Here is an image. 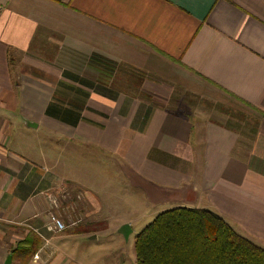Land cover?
Here are the masks:
<instances>
[{
  "label": "crops",
  "instance_id": "crops-1",
  "mask_svg": "<svg viewBox=\"0 0 264 264\" xmlns=\"http://www.w3.org/2000/svg\"><path fill=\"white\" fill-rule=\"evenodd\" d=\"M115 177L264 249V0H0V254L99 261Z\"/></svg>",
  "mask_w": 264,
  "mask_h": 264
},
{
  "label": "trees",
  "instance_id": "trees-1",
  "mask_svg": "<svg viewBox=\"0 0 264 264\" xmlns=\"http://www.w3.org/2000/svg\"><path fill=\"white\" fill-rule=\"evenodd\" d=\"M30 236L11 252L17 264H28L41 247ZM134 249L136 264H264L261 246L207 209L178 207L159 213L136 236Z\"/></svg>",
  "mask_w": 264,
  "mask_h": 264
},
{
  "label": "rangeland",
  "instance_id": "rangeland-1",
  "mask_svg": "<svg viewBox=\"0 0 264 264\" xmlns=\"http://www.w3.org/2000/svg\"><path fill=\"white\" fill-rule=\"evenodd\" d=\"M115 181H117L119 186L120 194L108 198L104 196L105 201L102 213L109 220L105 222L102 220V224L97 228L98 231L104 232H100L101 234L96 237L99 238L100 243L93 244V246L95 245L93 248L100 258L99 261L93 264H103L104 261L106 264H135L134 245L136 236L147 225L152 223L159 213L163 212L155 213L157 211L156 208H164V211H166L165 209L169 207L166 205L154 206L147 204L145 201L146 196L141 189L132 186L130 181L123 177H115ZM126 224L132 229L128 239L120 233L121 227ZM68 230L70 229L65 232ZM11 248L7 249L11 250ZM2 253L0 254V264H6L11 252L5 255ZM14 264H17V262H14Z\"/></svg>",
  "mask_w": 264,
  "mask_h": 264
},
{
  "label": "built area",
  "instance_id": "built-area-1",
  "mask_svg": "<svg viewBox=\"0 0 264 264\" xmlns=\"http://www.w3.org/2000/svg\"><path fill=\"white\" fill-rule=\"evenodd\" d=\"M55 205H56V202H55ZM62 208L64 209V207H62ZM70 209L71 210L68 211V209L65 208V211H66L65 213L67 215H69L71 213V216L68 218V222H66V220L64 218L65 214L63 212H60L59 214L58 213L50 214V222L47 225L46 229L49 232L62 233V232H65L69 228H75L78 225H80L81 219L77 215H74V213L72 212V207ZM73 215L75 217H72ZM37 258H38V256L35 255V259H37Z\"/></svg>",
  "mask_w": 264,
  "mask_h": 264
},
{
  "label": "water",
  "instance_id": "water-1",
  "mask_svg": "<svg viewBox=\"0 0 264 264\" xmlns=\"http://www.w3.org/2000/svg\"><path fill=\"white\" fill-rule=\"evenodd\" d=\"M120 233L125 237H127L126 239H128V236L132 233V229L129 227V225L126 224L121 227ZM10 263H11V256H9L6 261V264H10Z\"/></svg>",
  "mask_w": 264,
  "mask_h": 264
}]
</instances>
